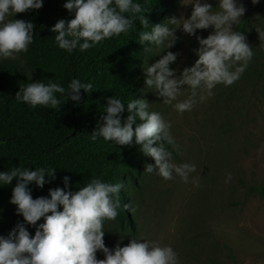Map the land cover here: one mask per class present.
I'll return each mask as SVG.
<instances>
[{"label": "clouds", "instance_id": "9594fccd", "mask_svg": "<svg viewBox=\"0 0 264 264\" xmlns=\"http://www.w3.org/2000/svg\"><path fill=\"white\" fill-rule=\"evenodd\" d=\"M216 2L218 9L214 10L208 0H191L188 18L172 16L151 25L150 30L139 32L138 42L144 46V52L152 53L155 49L159 55L175 45L177 29L189 36L197 30L212 29L206 38L196 36L199 47L194 53L198 58L179 75L176 69L170 68L179 55L172 51L143 66L144 88L153 90L163 104L170 105L179 114L212 97L217 85L231 86L240 79L254 56L246 36L234 30L247 10L245 5L241 0ZM251 3L256 5L260 0H251ZM42 6L43 0H0V61L17 59L28 52L34 42V24L14 17ZM63 7L73 18L59 19L50 31L56 34V46L69 54L76 49L86 52L105 40L127 34L133 29L134 20L144 29L150 26L144 15L147 10L138 0H66ZM256 31L264 35V27H257ZM48 81H32L31 77V82L19 87L15 100L31 108L59 109L66 100L79 102L81 89L85 93L93 91L92 83L78 78H73L67 89L52 79ZM185 88L189 94L180 100ZM126 105L128 115L122 119L125 112L122 100L115 96L106 98L103 111L106 114L100 116L90 139L95 142L103 138L121 146L135 144L143 156L154 161L145 165L144 172L164 180L179 177L188 183L196 166L174 161L173 151L179 152L180 146L171 133V122L159 111L152 110L145 98L131 99ZM55 171L52 167L34 170L12 167L0 172V186L11 185L15 178L9 202L16 205L17 215L23 217V222H17L7 236L0 235V264H180L172 246H162L143 237H131L123 247L118 242L111 250L105 246L104 224L115 221L119 214L122 182L111 183L93 177L78 190L69 191L70 177L64 176V189H49L48 196L33 199L28 186L34 183L43 188L56 179ZM231 179V173H227L225 183ZM191 183L194 187L200 186L199 178H192ZM41 218L44 222L37 224ZM26 225L35 227L34 236H30ZM97 251L103 253L104 259H97Z\"/></svg>", "mask_w": 264, "mask_h": 264}, {"label": "rangeland", "instance_id": "374dc122", "mask_svg": "<svg viewBox=\"0 0 264 264\" xmlns=\"http://www.w3.org/2000/svg\"><path fill=\"white\" fill-rule=\"evenodd\" d=\"M241 2L247 10L234 30L246 36L253 59L240 79L228 87L217 85L214 95L191 111L179 114L163 104L153 90L144 88L143 66L172 51L179 55L170 68L179 75L198 58L194 53L199 47L196 36L206 38L211 27L197 30L193 36L177 29L178 39L172 48L159 55L154 49L141 58L139 98L147 99L152 110L171 122V133L180 146L179 152L173 151L174 161L194 164L196 172L188 183L179 177L164 180L144 172L145 165L154 161L133 144L136 166L130 168L132 178H125L132 180V194L125 184L120 191L128 203L129 219L122 227L119 210L115 221H105L103 239L110 250L118 242L123 247L131 237H143L172 246L180 264H264V196L259 191L264 187V35L256 31L264 27V0L256 5L251 0ZM190 3L170 0L158 23L172 16L188 18ZM208 3L218 9L216 0ZM3 62L27 65L21 54ZM184 92L180 100L189 94L187 88ZM227 173L232 179L225 183ZM192 178H199L198 188ZM120 237H124L122 241ZM96 257L104 259L100 251Z\"/></svg>", "mask_w": 264, "mask_h": 264}, {"label": "trees", "instance_id": "16d2710c", "mask_svg": "<svg viewBox=\"0 0 264 264\" xmlns=\"http://www.w3.org/2000/svg\"><path fill=\"white\" fill-rule=\"evenodd\" d=\"M147 12L149 29H144L138 20L127 34L105 40L95 48L81 53L79 49L71 54L59 49L55 44V33L50 29L59 19L73 18L63 7L66 0H43L39 10L17 13L15 19L31 21L34 24V42L27 53H22L26 68L0 61V172L12 167L55 168L56 179L43 188L30 184L33 199L48 196L49 189H64L62 178L70 177L68 189L76 191L93 177H100L111 183L122 182L132 194L130 168H135V153L132 146L116 145L114 142L98 138L93 142L91 133L100 120L106 98L115 96L125 104L131 99H139L137 77L140 60L144 56V46L139 44V32L150 30L158 24L166 13L170 0H138ZM127 15V14H125ZM40 80L60 83L67 89L73 78L92 83L93 91L85 93L81 89V100H66L59 109L18 103L14 96L19 87ZM59 97V94H57ZM139 122V121H138ZM48 177L46 176V180ZM16 184L0 186V235L7 236L23 217L17 215L16 205L11 204L12 189ZM264 196V187L259 188ZM121 226L129 219L128 203L120 192ZM62 210V207L59 209ZM51 213H49L50 215ZM41 218L37 222L43 223ZM30 236L35 227L27 226Z\"/></svg>", "mask_w": 264, "mask_h": 264}]
</instances>
